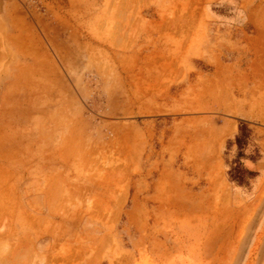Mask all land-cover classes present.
Masks as SVG:
<instances>
[{
	"label": "rangeland",
	"instance_id": "obj_1",
	"mask_svg": "<svg viewBox=\"0 0 264 264\" xmlns=\"http://www.w3.org/2000/svg\"><path fill=\"white\" fill-rule=\"evenodd\" d=\"M18 2L0 264H264V179L244 183L236 144L256 158L264 124L222 77L251 64L264 0Z\"/></svg>",
	"mask_w": 264,
	"mask_h": 264
},
{
	"label": "crops",
	"instance_id": "obj_2",
	"mask_svg": "<svg viewBox=\"0 0 264 264\" xmlns=\"http://www.w3.org/2000/svg\"><path fill=\"white\" fill-rule=\"evenodd\" d=\"M20 10L18 0H0V40L8 41V44L0 42V52L6 50L5 45L15 53L21 50L14 40L19 34L15 19L19 18ZM7 25L8 29H5ZM244 45L253 53V59L249 62L251 64L231 60L223 69L222 77L227 83L231 81L230 84L238 86L235 89L237 97L243 100L235 107L236 112L233 114L264 124V27H255L251 33H247ZM257 149L260 154L256 158H252L251 150L246 149L243 160L244 166L254 172L250 181V187L254 188L264 179V140H260Z\"/></svg>",
	"mask_w": 264,
	"mask_h": 264
},
{
	"label": "trees",
	"instance_id": "obj_3",
	"mask_svg": "<svg viewBox=\"0 0 264 264\" xmlns=\"http://www.w3.org/2000/svg\"><path fill=\"white\" fill-rule=\"evenodd\" d=\"M236 144H237V146H238V148H239V150H240V152H239V154H238V157H239V163H241L242 164V166H243V168H244V170L242 171V173L245 171L247 174H250V176H247V181L246 182H244V183H246V185H248V186H250V180H251V178L253 177V175H254V172L252 171V170H249V169H247L245 166H244V164H243V157H244V154H243V152H242V146H241V144H240V140H239V136L238 135H236ZM246 145V144H245ZM240 159H241V161H240ZM234 163H236V162H234ZM229 180L230 181H233V182H238L237 180H236V178H234V177H232V176H230V173H229ZM239 183V182H238ZM240 183H242V182H240Z\"/></svg>",
	"mask_w": 264,
	"mask_h": 264
}]
</instances>
